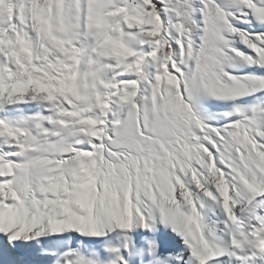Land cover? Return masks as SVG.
<instances>
[{"label":"snow or ice","instance_id":"1","mask_svg":"<svg viewBox=\"0 0 264 264\" xmlns=\"http://www.w3.org/2000/svg\"><path fill=\"white\" fill-rule=\"evenodd\" d=\"M0 264H264V0H0Z\"/></svg>","mask_w":264,"mask_h":264}]
</instances>
